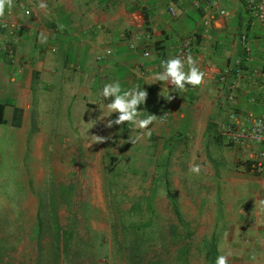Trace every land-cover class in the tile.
Returning a JSON list of instances; mask_svg holds the SVG:
<instances>
[{
    "label": "rangeland",
    "instance_id": "rangeland-1",
    "mask_svg": "<svg viewBox=\"0 0 264 264\" xmlns=\"http://www.w3.org/2000/svg\"><path fill=\"white\" fill-rule=\"evenodd\" d=\"M79 75L73 79V90L70 85L73 100L58 97L54 88L46 90L48 119L55 132L52 126H41L50 137L38 152L34 142L24 145L22 168L0 175V264H134L131 257L138 245L137 264H207L205 245L212 239L216 257L227 255L228 264L264 262L251 256L250 234L243 233L250 224H242V231L240 223L234 226L236 208L229 195L214 196L216 174L209 177V185H203L202 180L208 182L204 168L198 174L191 172L199 162L192 159L189 127L182 129L181 139L165 143L169 129L173 130L167 109L140 112L141 118L155 117L147 129L128 122L108 127L116 113L104 117L108 101L92 93L89 77L80 80ZM130 81L128 89L136 85L146 89L143 104L150 108L153 98L143 77L134 75ZM31 115L39 122L44 117L39 110ZM83 122L89 126L81 132ZM70 126H76L79 136ZM98 136L104 139L98 141ZM206 140L201 153L208 167L215 169L220 166L215 160L221 164L225 160V169L255 171V159H246L242 147L238 151ZM237 154L245 158L241 166L231 162ZM65 230L72 237L67 250L62 243Z\"/></svg>",
    "mask_w": 264,
    "mask_h": 264
},
{
    "label": "crops",
    "instance_id": "crops-1",
    "mask_svg": "<svg viewBox=\"0 0 264 264\" xmlns=\"http://www.w3.org/2000/svg\"><path fill=\"white\" fill-rule=\"evenodd\" d=\"M11 2L12 6L6 5L0 14V175L6 177L9 169L22 168L24 145L34 142L37 153L50 137L41 131V122L34 121L31 115L34 72L40 91L51 90L55 82H62L58 78L61 62L69 70L70 66H76L79 72L89 71L97 78L98 89L105 83L119 81L122 90H127L131 78L137 75L143 77V85L150 89L153 98L148 104L150 108L142 104L139 111L143 114L161 109L169 111L173 130L169 129L165 143L181 139L182 129L189 127L186 134L192 143V159L198 160L200 170L204 168L202 175L208 178L202 184L209 185V177L216 174L218 187L214 196L229 195L230 204L236 208L234 226L240 223L242 231V224H250L243 233L250 234L249 248L254 252L251 256L264 258V176L256 175L252 168L248 171L251 174L240 167L225 169L228 164L225 160L224 164L215 160L220 166L212 169L201 153L207 145L210 122L215 125L217 135L225 122L240 123L245 117L264 115V24L248 16L241 0H224L226 15L213 17L208 32L202 30V14L180 0L173 4L170 0ZM41 2L46 7L41 8ZM3 22L8 26L2 28ZM244 30L247 42L242 45L240 33ZM146 33L150 35L149 42L145 40ZM188 35L196 37L192 51L185 58L193 57L205 72L202 84L187 86L185 91L176 93L167 82L151 83L153 75L161 70L160 61L176 56L179 41ZM58 42L66 47L64 58L54 51ZM10 49L14 52L12 58L7 55ZM107 49L110 55L104 53ZM143 49H149L150 55L144 57ZM99 54H103L102 60L96 59ZM238 59L240 74L235 76L232 69L229 77L236 82V97L227 102L218 82L219 73L225 67H236ZM140 68L145 71L144 76L138 73ZM93 87L91 84L90 88ZM96 91L93 89L92 93ZM220 144L226 145L222 141ZM230 147H242L244 157L252 161L264 155V144ZM245 158L232 155L231 162L237 161L241 166Z\"/></svg>",
    "mask_w": 264,
    "mask_h": 264
},
{
    "label": "built area",
    "instance_id": "built-area-1",
    "mask_svg": "<svg viewBox=\"0 0 264 264\" xmlns=\"http://www.w3.org/2000/svg\"><path fill=\"white\" fill-rule=\"evenodd\" d=\"M173 4L175 0H170ZM187 3L189 6L194 8L195 10L199 11L201 15V25L203 32H208L212 26V18L215 16H225L226 9L222 6V2L224 0H180ZM243 7L248 14L254 21L261 22L264 24V0H241ZM2 28L7 27V23H2ZM146 42L150 41V35L146 33L144 35ZM195 35H188L182 38L178 43V48L176 51V56L185 59V55L189 54L193 49V43L195 40ZM247 42V34L246 31H242L240 33V43L242 45L246 44ZM134 47L133 44H131ZM107 55L111 54L109 49L105 50L104 52ZM14 52L13 50H9L8 54L9 57L12 58ZM142 54L144 57L150 55L149 49H143ZM103 54H99L96 59L102 60L104 56ZM13 61V59H12ZM239 59L236 60V67L229 68L225 67L220 73L218 77V82L221 85L222 93L227 102H231L235 99V81L229 79L232 69L235 76L240 74V68L237 67ZM141 76L145 75V71L140 68L139 71ZM264 94V92H263ZM167 115L164 114L162 119H166ZM255 121H264V115H252L249 117H245L242 122L235 123V122H225L219 128V137L225 143H232V144H264V125L257 127ZM255 159L253 168L255 172L259 175L264 176V161H263V154Z\"/></svg>",
    "mask_w": 264,
    "mask_h": 264
},
{
    "label": "clouds",
    "instance_id": "clouds-1",
    "mask_svg": "<svg viewBox=\"0 0 264 264\" xmlns=\"http://www.w3.org/2000/svg\"><path fill=\"white\" fill-rule=\"evenodd\" d=\"M11 7V0H0V14L3 13L5 6ZM41 8L46 7V4L41 2ZM160 71L153 75L151 83L167 82L171 84L172 89L177 92H183L187 86L196 87L202 84L205 72L202 71L193 57L188 56L182 59L179 56H174L168 59L160 61ZM100 96L108 101L106 104L107 114L104 117H110L113 113H116L114 119L107 121V126L111 127L113 124L123 125L125 122L138 127L140 129H147L154 120V116L148 115L141 118V113L138 110V105L145 102L147 93L140 86L136 85L128 90H122L119 81H113L105 83L100 90ZM169 99L172 97L169 95ZM257 127L264 125V121H255ZM147 135H151L150 131ZM99 140H103L104 137L98 136ZM191 172L199 173V165H193ZM215 264H228L227 255H219L216 257Z\"/></svg>",
    "mask_w": 264,
    "mask_h": 264
},
{
    "label": "trees",
    "instance_id": "trees-1",
    "mask_svg": "<svg viewBox=\"0 0 264 264\" xmlns=\"http://www.w3.org/2000/svg\"><path fill=\"white\" fill-rule=\"evenodd\" d=\"M57 45H58L57 49L55 48L54 51H56V54H60V56L62 58H64L65 57L64 54H65L66 47H64L62 44H59V42L57 43ZM73 66H75V64ZM58 68H59L58 69V75H59L58 78L60 80H62V82H55L54 83V87H53L55 89L54 93H57L58 97L62 96L64 98L65 96H68L69 99L71 98L73 100V96L70 93L71 78L74 75H77V73H75V71H77V72H79V71L77 70L76 66L75 67L70 66V70H69V68H66V66L64 65V62H61V64L58 66ZM87 77H89L91 79V83L90 84L95 85V87H93V89L96 91L98 89V85H97L98 84V80H97V78L94 75L90 74L89 71L80 72V75H79V79L81 78L80 80L87 79ZM36 80H37V74H36V72H34V80L32 82V87H31V94H32L31 96H32L33 111H34L33 113H35L38 110L40 112H42L44 117L41 119V126L43 128H45V129H47V127L52 126V125H50L51 121L48 119L50 117L49 116L50 112H49L48 108L46 109V106H47L46 103H49V101H47V97L45 95H47L46 92L48 93V91H46V90H44V91L38 90V88H37V84L38 83L36 82ZM93 89H92V91H93ZM94 94L100 96V94H98V90ZM1 111H2V106L0 105V122H2V120H1L2 112ZM68 113L70 114V110H68ZM71 122H72V125H73L74 121L71 120ZM88 126L89 125L82 123L80 125V128H81L80 131L82 132V130H85L86 128H88ZM214 127H215V125L210 122L209 129H208V135H207L208 142L211 139V143L214 141L215 143L220 144L222 140L219 137V132H218L219 130L217 131V135H216V133H215L216 131L214 132ZM50 128H52V129H50L51 131L55 132V128L56 127L54 125L52 127H50ZM59 128L62 129L64 127H61L59 125ZM70 128L71 129L73 128L72 133H74L75 136L80 134V132L76 128V126H70ZM122 132H123L122 135L124 136V138H126L125 135L128 132L127 126L122 129ZM223 143H225V142H223ZM225 144H227L229 147H230V145H232V143H225ZM250 163H251L250 160H247L245 162V164L249 165V168L247 169V167H246V170L250 169ZM40 229H41V224H39V228L37 230L38 234H39ZM56 231H57L56 235H57V238H58V236H59V234H58L59 227H58L57 224H56ZM71 239H72L71 232H67V230H65L63 232V237H62L63 250H67L68 246L71 244ZM140 246H141V244H140ZM205 248H206L207 264H215V260H216V242H215V240L212 239V240H210V242L206 243ZM138 250H139V245H138L136 251L134 252V254L131 257V260L134 261V264H137L135 261H137V259L139 257ZM185 250H186V248L183 251H185Z\"/></svg>",
    "mask_w": 264,
    "mask_h": 264
}]
</instances>
